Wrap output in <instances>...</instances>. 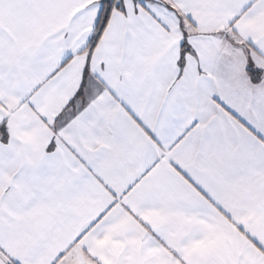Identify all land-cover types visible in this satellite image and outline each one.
Wrapping results in <instances>:
<instances>
[{
    "label": "snow or ice",
    "instance_id": "6c2138e0",
    "mask_svg": "<svg viewBox=\"0 0 264 264\" xmlns=\"http://www.w3.org/2000/svg\"><path fill=\"white\" fill-rule=\"evenodd\" d=\"M0 264H264V0H0Z\"/></svg>",
    "mask_w": 264,
    "mask_h": 264
}]
</instances>
